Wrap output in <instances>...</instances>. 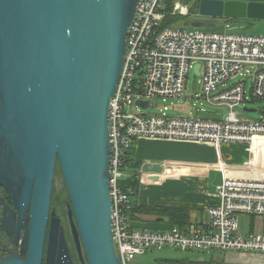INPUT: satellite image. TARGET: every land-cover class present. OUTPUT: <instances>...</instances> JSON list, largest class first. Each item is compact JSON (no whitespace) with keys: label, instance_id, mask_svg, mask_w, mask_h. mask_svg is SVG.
Listing matches in <instances>:
<instances>
[{"label":"water","instance_id":"1","mask_svg":"<svg viewBox=\"0 0 264 264\" xmlns=\"http://www.w3.org/2000/svg\"><path fill=\"white\" fill-rule=\"evenodd\" d=\"M136 5L0 0V186L14 207L0 197V231L19 244L0 264H42L44 252L45 264H73L60 218L49 211L57 164L79 263L122 264L111 231L107 112ZM197 9L201 16L264 19L260 1L199 0ZM161 170L157 163L141 167Z\"/></svg>","mask_w":264,"mask_h":264},{"label":"built area","instance_id":"2","mask_svg":"<svg viewBox=\"0 0 264 264\" xmlns=\"http://www.w3.org/2000/svg\"><path fill=\"white\" fill-rule=\"evenodd\" d=\"M166 2L137 0L126 35L122 71L108 102L110 218L115 253L122 264L146 251L167 248L264 255L263 232L239 233L241 216H264V117L249 120L240 117L235 108L244 102L264 100V36L187 30L173 26L174 22L164 25L168 13L185 16L189 12L177 2L166 11ZM224 27L231 29L226 22ZM191 71L200 77V90L192 95L195 111H206L196 103L217 107V117H197L192 110L186 116L167 113L166 101L186 97ZM138 100L147 101V106L142 107ZM153 100L160 101L159 111L144 112ZM222 109L226 110L224 114ZM138 138L242 143L251 150V157L231 174V170L219 166L223 172L216 190L219 203L206 210L203 229L191 226L189 233L175 227L135 229L128 217L133 207L132 190L122 181L127 153ZM238 171L243 174H236Z\"/></svg>","mask_w":264,"mask_h":264},{"label":"crops","instance_id":"3","mask_svg":"<svg viewBox=\"0 0 264 264\" xmlns=\"http://www.w3.org/2000/svg\"><path fill=\"white\" fill-rule=\"evenodd\" d=\"M175 2L182 4V0ZM226 19L228 18H224L225 22L231 25V20ZM238 151L240 154H236ZM132 152V157L139 166L125 170L126 173L124 171V177L136 176L139 181L138 189L132 197L133 205L138 210L131 209L128 214L131 226L135 229L148 230H167L175 227L184 233H189L191 226L203 229L207 222L206 210L219 203L216 190L220 183L217 185L212 183L209 170L217 168L222 171L219 167L222 165L231 170L229 171L231 174L232 170L243 167L251 157V150L242 143L215 144L161 138L135 139L132 143ZM146 162L159 164L162 167L161 172L141 171L142 164ZM236 174L243 173L238 171ZM140 207L182 209L187 215L184 218L185 222L174 225L166 216L141 211ZM243 217L248 219L246 223H242ZM243 217H240L239 233H264V216ZM257 218L260 219L259 223L258 220L255 221ZM214 251L223 252L225 255L222 258L211 256L213 260L231 258L247 264H264V255L261 254Z\"/></svg>","mask_w":264,"mask_h":264},{"label":"rangeland","instance_id":"4","mask_svg":"<svg viewBox=\"0 0 264 264\" xmlns=\"http://www.w3.org/2000/svg\"><path fill=\"white\" fill-rule=\"evenodd\" d=\"M178 1V0H174ZM194 0H182V4L188 7L189 12L187 15L182 16L178 15V17L173 20V26L179 28H185L187 30H205V31H216V32H223L229 31L234 33H245L250 35H264V19H233L231 20V29H225L224 24L225 20L223 17H210V16H201L197 12V1L193 2ZM194 22L202 23L204 26L195 27L193 25ZM199 78L194 74L193 71L189 72L187 83H186V90L185 94L186 97H183L179 100H168L164 104L169 105V109L167 111L170 115H181L186 116L188 111L192 110L193 115L197 117H217L215 112L218 111L217 107L211 106H200L198 103L197 106L199 108H205V112L195 111V107H193V103L195 102V98L192 95L195 92H199L200 85H199ZM234 80V79H233ZM247 86L249 84V79L247 80ZM244 107L247 108H254L256 109L255 112H246L244 111ZM161 108V104L159 100H153L152 106L149 107L146 111L147 113H157ZM238 110V115L243 118H247L249 120H257L264 117V100H256V101H249L244 102L235 107ZM226 110L222 109L221 113H225ZM246 145V144H243ZM240 151L236 154H240ZM210 178L212 179V183L217 185L221 182L223 177V172L217 168H211L209 170ZM126 173V171H125ZM69 201L66 188L64 185L63 177L59 168V165H56L54 179L52 184L51 190V197H50V213L53 211L56 213V216L61 219L62 227L65 231V235L68 241V245L72 252V257L74 264H79L74 244L71 238L68 219H67V210H66V203ZM242 217V216H241ZM242 223L247 222V218H241ZM259 223V218L255 219V221ZM225 255L223 252L214 251L211 254H205L195 251H182L178 249H155L146 251L144 254L135 257L133 261L128 264H148L153 262L156 258H169V259H184L185 261H202V262H209L211 256L222 258ZM229 261V262H228ZM222 264H247L239 261H234L231 258H225L221 261ZM248 262V260H246Z\"/></svg>","mask_w":264,"mask_h":264},{"label":"trees","instance_id":"5","mask_svg":"<svg viewBox=\"0 0 264 264\" xmlns=\"http://www.w3.org/2000/svg\"><path fill=\"white\" fill-rule=\"evenodd\" d=\"M199 0H197L198 2ZM264 1V0H262ZM167 6H166V11L171 10V6L174 3L173 0H167ZM198 7V3L196 4ZM178 17V15L172 16L170 13L166 15V18L164 19L163 24L164 25H169L173 23V20H175ZM226 20H232L231 18L226 19ZM133 152L127 153V169L131 168H138L139 163H137L133 157H132ZM123 186L125 188H130L132 190V197L135 195L137 189H138V179H136V176H129L128 178H124L123 181ZM141 211H148V212H156L159 213L160 215L166 216L170 222H172L174 225H178L182 222H185L184 218L187 215V212L182 209H168V208H160V207H152V208H145V207H140ZM132 210H138L135 205H133ZM148 264H222L221 261L213 260L212 258L210 259L209 262H202V261H185L184 259H169V258H156L153 262L148 263Z\"/></svg>","mask_w":264,"mask_h":264},{"label":"flooded vegetation","instance_id":"6","mask_svg":"<svg viewBox=\"0 0 264 264\" xmlns=\"http://www.w3.org/2000/svg\"><path fill=\"white\" fill-rule=\"evenodd\" d=\"M64 181V180H63ZM65 185V184H64ZM67 192V191H66ZM68 195V194H67ZM0 197H2L6 203H8L12 209H14L11 201H10V198L7 194V192L5 191V189L3 187L0 186ZM3 207L2 205H0V213L2 211ZM67 210V209H66ZM50 216V215H49ZM60 222H61V219H60ZM62 225V223H61ZM69 225V223H68ZM48 228V227H47ZM63 228V227H62ZM48 230V229H47ZM70 230V229H69ZM64 231V229H63ZM23 233V230H20V238H19V243H20V240H21V235ZM64 235H65V231H64ZM72 238V237H71ZM65 239H66V242H67V245H68V241H67V238H66V235H65ZM73 241V240H72ZM74 244V243H73ZM68 248H69V251H70V255H71V258H72V261H73V257H72V252L70 250V247L68 245ZM75 248V247H74ZM45 250V248H44ZM76 252V251H75ZM19 253V244L18 245H15L13 243H8L6 238H5V235L3 232L0 231V255L1 256H4V255H7V254H18ZM77 256V255H76ZM78 259V258H77ZM79 262V261H78ZM42 264H45V252H44V255H43V262ZM73 264H74V261H73ZM80 264V263H79Z\"/></svg>","mask_w":264,"mask_h":264}]
</instances>
